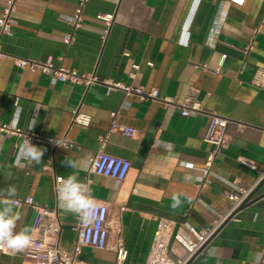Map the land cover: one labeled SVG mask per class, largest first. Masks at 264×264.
Segmentation results:
<instances>
[{
    "label": "crops",
    "instance_id": "0c3cea01",
    "mask_svg": "<svg viewBox=\"0 0 264 264\" xmlns=\"http://www.w3.org/2000/svg\"><path fill=\"white\" fill-rule=\"evenodd\" d=\"M81 2L18 0L13 34L0 36L8 55L0 59V122L14 119L20 97L19 126L32 127L47 140L34 143L47 149L41 163L21 167L14 157L16 137L0 132V190L14 184L20 193L15 200L33 197L40 207L57 211V219L44 222L58 230L51 241L72 254L78 218L60 208L55 177L66 178L72 171L66 159L86 160L88 169L80 179L89 178L95 200L109 205L111 235L108 249L85 248L81 259L117 264L116 250L122 245L129 253L125 264H146L162 219L206 229L214 211L228 210L227 194L250 187L264 170V88L253 84L264 69V0H246L243 6L224 0H86L83 26L75 29L63 17L73 16ZM6 5L0 0V17ZM99 14L114 16L105 39ZM67 35H73L71 45L64 42ZM247 47L252 50L245 56L240 49ZM18 61L28 64L21 67ZM47 61L96 76L99 83L53 84L51 74L33 67ZM118 84L157 90L165 103L126 97ZM191 86L200 91L203 113L183 117L176 105ZM113 112H118V125L136 130L133 137L111 133L104 148L132 164L118 191L111 180L89 173ZM75 113L90 116L91 125L73 124ZM209 115L230 121L228 144L220 152L205 141ZM211 155L214 164L205 178L200 170ZM177 194L182 203L174 210L172 196ZM255 198L219 232L214 255H200L193 264H253L264 247V185ZM13 208L20 213L16 231L27 225L32 236L37 210ZM0 264L29 261L2 256Z\"/></svg>",
    "mask_w": 264,
    "mask_h": 264
},
{
    "label": "built area",
    "instance_id": "2783aa9c",
    "mask_svg": "<svg viewBox=\"0 0 264 264\" xmlns=\"http://www.w3.org/2000/svg\"><path fill=\"white\" fill-rule=\"evenodd\" d=\"M18 0H7V5L0 17V36L13 34V28L16 25L15 13L17 12ZM246 0H224L225 3L243 6ZM86 0H82L78 5L73 16H65L63 20L73 25L75 29H80L83 26V13ZM98 20L104 22L106 30L104 39L108 35L111 26L114 23V16L112 14H99ZM261 27L257 29L259 33ZM74 41L73 35H67L64 42L71 45ZM252 47L240 49V51L248 56ZM0 46V59L7 58ZM226 56H223L222 64ZM21 67H26V61H18ZM34 68H40L43 72L51 74V81L53 84L63 83L72 84L83 83L86 86H91L94 83H99V79L92 75H81L77 71H70L64 68H55L51 61L42 64L33 65ZM135 69H139L138 65H134ZM253 84L258 88H264V69H260L254 76ZM118 88L122 89L126 97H136L141 101L158 100L165 103L159 97V92L153 90L145 92L141 88H134L118 84ZM200 91L198 88L191 86L186 97L179 102L176 106L181 111L183 117H194L203 113L202 103L199 101ZM210 95V94H208ZM20 97L15 99V117L8 123L0 122V132L4 133L7 137H16L15 156L17 147L25 139L29 138L32 144L37 141L44 140L38 135L32 127L27 130L22 129L18 124L20 114ZM40 109V105L37 111ZM118 112H113V122L108 134L100 137V149L91 159L89 173L109 179L113 183V189L118 191L121 184L127 178L132 164L129 160L111 156L105 153L104 148L108 143L111 133L118 132L126 137H133L136 130L131 127L118 125L115 118ZM210 125L207 130L205 141L213 144L216 147V152H220L227 147V127L229 119L218 116L209 115ZM92 119L90 116L75 113L73 115V124L89 127ZM49 143L57 145L59 142L49 140ZM16 162V161H15ZM21 167H27V163L21 161L16 163ZM214 164V155L208 159L206 166L202 168L204 177H208L210 169ZM243 164L248 168L255 169L256 167L247 161ZM63 177H55V192ZM87 183L91 186V180L88 178ZM264 185V170L259 173L258 178L248 188H239L238 190L228 193L227 198L230 206L224 212H215V219L206 229L199 230L188 222H176L173 220L162 219L155 234L154 244L146 264H193L197 257L200 255H214L212 243L216 239L219 232L224 226L237 215V211L248 202L250 197L254 194L260 186ZM97 201V200H96ZM97 219L91 224H83L77 221L74 231L77 234V239L74 245V252L68 253L63 250L58 243L52 242V236L58 230L53 224L48 227L45 224L46 218L57 219V211L40 207L33 197L26 199L15 200L14 206L27 205L37 210V223L32 235V245L22 252L14 253L5 247H0V260L2 256H18L29 261V264H87L81 259L85 248H94L98 250H105L109 248V241L111 235V222L109 221V205L104 202L97 201ZM207 206H209L207 204ZM210 207V206H209ZM177 246V247H176ZM117 264H125L129 256L128 251L122 245H119L116 250ZM253 264H264V247L256 254Z\"/></svg>",
    "mask_w": 264,
    "mask_h": 264
},
{
    "label": "clouds",
    "instance_id": "9594fccd",
    "mask_svg": "<svg viewBox=\"0 0 264 264\" xmlns=\"http://www.w3.org/2000/svg\"><path fill=\"white\" fill-rule=\"evenodd\" d=\"M46 150V148L32 144L27 138L18 145L15 161L16 163L24 161L28 165L39 164ZM64 164L72 171L61 180L57 187L59 206L66 214L77 217L81 223L91 224L97 219L98 204L92 195L90 186L85 180H81L79 175L80 172L87 171L88 162L66 159ZM12 175L11 171L6 173L9 179ZM19 194L14 184L0 190V247H5L14 253L24 251L33 243L30 226L25 225L16 231L20 213L14 210L13 204ZM181 203L178 194L172 196V209H177Z\"/></svg>",
    "mask_w": 264,
    "mask_h": 264
},
{
    "label": "water",
    "instance_id": "95a60500",
    "mask_svg": "<svg viewBox=\"0 0 264 264\" xmlns=\"http://www.w3.org/2000/svg\"><path fill=\"white\" fill-rule=\"evenodd\" d=\"M261 187V186H260ZM260 187L258 188V190H256L254 192V194L250 197V199L248 200L247 203H245L238 211H241L242 209H244L245 207H247L248 205H251L252 203H255L257 200H259L258 198H255L256 197V193L259 191Z\"/></svg>",
    "mask_w": 264,
    "mask_h": 264
}]
</instances>
